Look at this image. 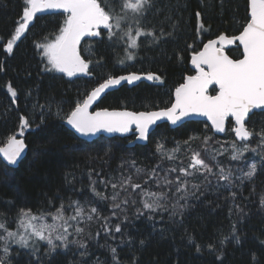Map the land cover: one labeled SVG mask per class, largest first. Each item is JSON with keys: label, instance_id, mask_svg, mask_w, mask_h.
I'll return each mask as SVG.
<instances>
[{"label": "trees", "instance_id": "1", "mask_svg": "<svg viewBox=\"0 0 264 264\" xmlns=\"http://www.w3.org/2000/svg\"><path fill=\"white\" fill-rule=\"evenodd\" d=\"M99 1L102 12L123 18L114 33L82 44V78L53 69L43 51L67 29L68 15L39 17L15 41L32 0H0V146L20 135L29 149L15 169L0 159V264H264V160L251 167L264 113L250 117L249 149L235 156L242 143L231 120L223 137L205 122L163 125L133 148L134 135L88 143L64 124L93 89L130 72L159 78L109 94L100 108H169L195 74L192 55L244 30L249 0H155L145 18L128 16L119 0ZM139 30L148 34L132 46ZM227 53L242 57L238 45ZM155 139L177 156L162 155ZM60 213L70 223L80 214L66 242L15 245L5 237L25 214Z\"/></svg>", "mask_w": 264, "mask_h": 264}, {"label": "water", "instance_id": "2", "mask_svg": "<svg viewBox=\"0 0 264 264\" xmlns=\"http://www.w3.org/2000/svg\"><path fill=\"white\" fill-rule=\"evenodd\" d=\"M60 14L70 15L71 24L58 52V63L68 76L87 77L81 46L95 38L98 30L109 28L111 19L101 13L95 0H34L27 25L30 27L39 17ZM249 17L238 36L211 39L192 55L190 65L195 74L187 76L176 89L171 107L143 112L100 108L109 94L125 86L151 84L159 78L155 73L123 74L95 88L65 121V126L88 143L100 137L127 138L134 134L136 138L129 146L135 147L147 146L153 132L162 125L177 129L189 122H205L215 135L223 137L232 120L236 139L247 142L250 117L264 112V0H249ZM236 45L243 54L238 60L227 53ZM213 88L218 90L215 95L209 93ZM28 150L24 137L17 135L0 146V159L15 169Z\"/></svg>", "mask_w": 264, "mask_h": 264}, {"label": "rangeland", "instance_id": "3", "mask_svg": "<svg viewBox=\"0 0 264 264\" xmlns=\"http://www.w3.org/2000/svg\"><path fill=\"white\" fill-rule=\"evenodd\" d=\"M154 1L155 0H119V3L120 6L125 9L124 11L128 13V16L138 15V16H143L145 18L146 15H149L146 9L150 7L154 3ZM99 3L101 4L100 1ZM104 12L105 11L103 9V13ZM105 14L112 18V24L107 32L114 33L120 26V22H121L120 19H122L123 17H119L120 18L119 19L118 17L111 16L110 14L107 13ZM70 22L71 19L69 18L67 29H65L62 32L61 36H59L56 41L50 44H46L43 49L44 54L47 57L50 65L52 66L53 69L57 71H62L60 66L58 65V52L64 40V37L67 33V30L69 28ZM28 31L29 29L26 25V18H25L19 29L15 41L25 36L28 33ZM144 34L147 35L148 32L139 30L137 36L133 37L134 39H131L132 40L131 45L132 46L136 45L138 43L139 38L143 37ZM99 35L101 36L102 33ZM241 143H242L241 145L237 147L236 146L233 147L232 149L234 151L233 156L244 155L248 151L249 145L246 142H241ZM261 144L262 145L259 149L256 148L253 150L251 167H255L257 162L260 161L261 159L264 160V141H262ZM155 145L162 155L168 156L169 158L176 157L179 151V149L170 150L171 148H166V146H164L161 140L155 139ZM80 210L82 209L80 208ZM79 219H80V214L73 216L71 218L72 220L71 223L69 222V220L65 218V216L62 213L57 214L53 217H45V216L38 217L30 214H25L17 230L13 233L6 235L5 237L9 238L11 243L15 245H21V244L29 245L31 244V240L34 242L35 241L37 242L38 240H46L51 243L54 242L62 243L68 240L69 238L68 233H70L72 229L76 228L75 224L78 225Z\"/></svg>", "mask_w": 264, "mask_h": 264}, {"label": "bare ground", "instance_id": "4", "mask_svg": "<svg viewBox=\"0 0 264 264\" xmlns=\"http://www.w3.org/2000/svg\"><path fill=\"white\" fill-rule=\"evenodd\" d=\"M33 1H34V0H33ZM33 1H32V3H33ZM95 1H96V0H95ZM96 2H97V1H96ZM32 3H31V5H32ZM97 3H98V2H97ZM98 4H99V3H98ZM99 5H100V4H99ZM30 7H31V6H30ZM100 7H101V5H100ZM29 10H30V9H29ZM28 13H29V11H28ZM28 13H27V15H28ZM101 13L104 14L105 16H107V17H109V18L111 19V23H110V26H111V24H112V18H111L110 16L106 15L105 13H103V12H102V9H101ZM27 15L25 16V18H26V25H27ZM60 15H63V14H60ZM68 16H69L70 19H71V16H70V15H68ZM42 17H43V16H42ZM249 21H250V17H249ZM33 23H34V22H33ZM248 23H249V22H248ZM70 24H71V22H70ZM31 26H32V25H31ZM31 26H30V27H31ZM110 26H109V28H110ZM27 27H29V26L27 25ZM69 27H70V25H69ZM109 28H103V29H101V30H109ZM68 29H69V28H68ZM101 30H98L97 32H100ZM67 31H68V30H67ZM66 34H67V33H66ZM65 36H66V35H65ZM96 37H97V35H96ZM96 37H95V38H96ZM64 39H65V37H64ZM92 39H94V38H92ZM89 40H91V39H89ZM63 41H64V40H63ZM86 41H87V40H86ZM203 46H204V45H203ZM238 46H239V45H238ZM234 47H235V46H234ZM202 48H203V47H202ZM241 50H242V49H241ZM242 56H243V54H242ZM241 58H242V57H241ZM241 58H240V59H241ZM190 62H191V60H190ZM86 64H87V63H86ZM58 65H59V63H58ZM59 66H60V65H59ZM87 67H88V66H87ZM190 67H191V65H190ZM60 68H61V67H60ZM191 68H192V67H191ZM61 70H62V68H61ZM192 70H193V69H192ZM62 72H63V71H62ZM130 73H137V72H130ZM64 74H65V73H64ZM127 74H129V73H127ZM140 74H153V73H140ZM155 74H156V73H155ZM65 75H66V74H65ZM121 75H123V74H121ZM119 76H120V75H119ZM71 77H77V76H71ZM116 77H117V76H116ZM82 78H85V77H82ZM111 78H112V77H111ZM111 78H109V79H111ZM109 79H108V80H109ZM106 81H107V80H106ZM156 81H157V80H156ZM144 83H145V82H144ZM147 84H148V83H147ZM151 84H152V83H151ZM182 84H183V83H182ZM182 84H181V85H182ZM181 85H180V86H181ZM99 86H100V85H99ZM97 87H98V86H97ZM97 87H96V88H97ZM178 88H179V87H178ZM178 88H177V89H178ZM213 89H214V88H213ZM215 89L217 90V88H215ZM93 90H94V89H93ZM93 90H92V91H93ZM211 90H212V89H211ZM211 90H210V91H211ZM92 91H91V92H92ZM175 91H176V90H175ZM217 91H218V90H217ZM91 92H90V93H91ZM174 93H175V92H174ZM209 93H210V92H209ZM215 94H217V92H216ZM215 94H213V95H215ZM211 95H212V94H211ZM173 101H174V95H173ZM83 102H84V101H83ZM83 102L81 103V105L83 104ZM172 104H173V103H172ZM79 106H80V105H79ZM171 106H172V105H171ZM171 106H170V107H171ZM164 109H166V108H164ZM75 110H76V109H75ZM72 113H73V112H72ZM72 113H71V114H72ZM262 113H264V112H262ZM71 114H70V115H71ZM255 114H257V113H255ZM70 115H69V116H70ZM69 116H68V118H69ZM68 118H67V119H68ZM67 119H66V120H67ZM231 121H232V120H231ZM232 122H233V121H232ZM64 124H65V123H64ZM233 124H234V123H233ZM162 126H163V125H162ZM167 126H169V125H167ZM66 128H67V127H66ZM169 128H170V127H169ZM179 128H180V127H179ZM210 128H211V127H210ZM156 129H157V128H156ZM170 129H171V128H170ZM233 132H234V128H233ZM226 134H227V133H226ZM226 134H225V135H226ZM234 134H235V133H234ZM132 135H134V134H132ZM225 135H224V136H225ZM127 138H128V137H127ZM135 138H136V137H135V135H134V139H133V140H135ZM235 138H236V137H235ZM10 139H11V138H10ZM107 139H108V138H107ZM113 139H114V138H113ZM122 139H124V138H122ZM133 140H132V141H133ZM132 141H131V142H132ZM248 141H249V140H248ZM246 143H247V142H246ZM129 145H130V144H129ZM129 147H130V146H129ZM131 148H133V147H131ZM20 163H21V162H20Z\"/></svg>", "mask_w": 264, "mask_h": 264}, {"label": "flooded vegetation", "instance_id": "5", "mask_svg": "<svg viewBox=\"0 0 264 264\" xmlns=\"http://www.w3.org/2000/svg\"><path fill=\"white\" fill-rule=\"evenodd\" d=\"M97 1V0H96ZM98 2V1H97ZM104 31H108V30H101L100 32H97V36H99V34L103 33Z\"/></svg>", "mask_w": 264, "mask_h": 264}]
</instances>
